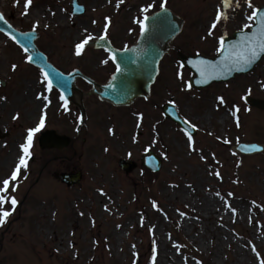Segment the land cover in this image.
Returning a JSON list of instances; mask_svg holds the SVG:
<instances>
[{
    "label": "rangeland",
    "instance_id": "obj_1",
    "mask_svg": "<svg viewBox=\"0 0 264 264\" xmlns=\"http://www.w3.org/2000/svg\"><path fill=\"white\" fill-rule=\"evenodd\" d=\"M153 2L160 6L163 0H125L119 9L115 7L116 0H80L86 12L75 17L70 13V0H33L28 16L21 14L24 0H20V5L16 0H0V12L22 31L31 30L39 20L36 43L63 72L74 67L103 80L111 70L110 61L107 65L101 63L108 58L105 52L90 47L82 57L73 53L83 29L88 28L98 37L104 17L109 16L112 23L108 37L118 47L128 45L140 31L134 23L142 18L140 7ZM253 3L260 6L264 0ZM218 4L220 0H167V7L184 19L182 32L172 45L190 54L197 51L205 55L208 50H215L217 36L203 37ZM227 12L229 19L221 22L215 32L237 28L250 10L242 5ZM93 20L97 21L95 25ZM12 64L18 65L15 72ZM189 76L177 64L172 50L161 61L147 100L138 99L129 107L115 108L94 96L86 97V118L78 131L77 109L68 104L65 111L54 88L51 94L45 93L52 103L46 109L42 130L54 128L72 137L73 144L60 151L41 150L38 133L34 136L28 170H22L19 188L13 193L19 203L0 226V264H151L153 236L149 228L153 226L156 264H183L185 256L188 264H196L194 256H200L205 264H259L249 242L264 258V151L247 156L231 151L230 145L237 138L264 143V110L251 108L241 99L244 95L264 99V87L259 83L264 81V60L253 73L201 90H185ZM40 78L39 70L26 63L23 50L0 33V98H6L0 99V133H7L0 138V178L10 175L26 129L38 123L45 103L35 99L44 91ZM77 84L85 91L89 89L80 79ZM221 95L226 106L217 110L216 97ZM168 102L183 119L197 126L193 138L207 162L200 159L199 152H189L181 128L163 117L161 106ZM233 105L240 108V127L229 112ZM17 112L20 118L13 120ZM222 114L223 122L219 120ZM110 128L115 135L109 132ZM134 136L137 142H133ZM224 139L230 143L224 144ZM105 148L109 150L106 152ZM148 150L162 161L154 176L139 161ZM119 159L134 161L137 166L125 173L118 166ZM209 169H218L223 180L209 175ZM78 170L81 180L71 186L54 176V172ZM98 189L106 195H100ZM217 191L237 209L235 217L225 211L222 200L215 196ZM228 192L233 197H228ZM153 200L161 211L151 206ZM252 201L261 207H253ZM105 205L110 211H105ZM5 208L10 210L11 206ZM177 209L186 216L181 217ZM181 241L187 247L177 253L172 244Z\"/></svg>",
    "mask_w": 264,
    "mask_h": 264
},
{
    "label": "snow or ice",
    "instance_id": "obj_2",
    "mask_svg": "<svg viewBox=\"0 0 264 264\" xmlns=\"http://www.w3.org/2000/svg\"><path fill=\"white\" fill-rule=\"evenodd\" d=\"M109 3H111V0H109ZM125 3V0H116V9H119L122 4ZM16 4L20 5V0H16ZM33 4V0H24V3L22 5L23 16L29 15V8ZM242 5H246L247 9L250 10L249 14H246L244 16V22L239 28V39L234 40L230 43H226L225 37L227 33H223L217 37V46H216V53L219 55V60L211 61L207 59H198L192 62V67L196 69V71L199 73L200 79L196 81L198 84H208L210 81L215 79H220L222 77L226 78L227 76L231 75L234 71L237 72H243L246 71L248 68H250L257 60L260 59L262 55H264V9H262L259 6L254 5L253 0H220V4L216 6L215 16L210 22L209 28L207 30V35L203 37V39H207L208 37L213 36L214 32L216 31L218 25L221 24L222 21H227L229 19L228 16V9L232 10H238L242 7ZM79 7V6H77ZM156 7L155 3H146L145 5L141 6L139 11L141 13L142 18H137L134 20V23L139 25L140 34L142 37H145L146 34L149 31V21H151L154 25H161L166 24L170 30H174L173 24L171 19L168 17L167 12V0H163V2L160 4L161 12L156 14L155 16L150 17L148 13ZM80 11H84L83 8L79 9ZM52 15H55V13H52ZM105 23L103 24V30L102 34H100L98 37L94 36L88 28H84L82 33L80 34V37L78 39V42L74 44L73 53L76 57H82L86 54L87 49L90 47H101L100 41L107 43L108 42V34H109V28L111 26V17L105 16L104 17ZM0 22H3L5 25H7L8 29H12V25L5 19V16L3 13H0ZM97 23L96 20L92 21V24L95 25ZM40 26L39 20H36L33 25L31 32L20 33V37L22 39H18L17 36L12 35L11 31H5L4 28H0V33H4L5 36H7L10 40L15 42L19 45V47L23 50L25 53V60L26 63L32 64L37 63L39 66V72H40V80L39 83L43 85L44 91L38 93L35 97L36 100H43L45 103L43 105V108L41 109V114L38 117V123L35 125V127H31L26 129V135L24 137V142L19 144V152L20 154L17 157V162L14 166V168L11 170L10 175L0 178V226H3L9 216L12 215V212L16 210V207L19 203L16 196L13 195V193L17 192L21 177H22V170L24 173L27 172L29 167V160L32 158V146H33V140L34 136L39 133L44 127L46 123V109L49 107V105L52 103L51 99L49 98V95H46L45 93L51 94L53 91L54 86H58L61 91L59 95L60 101H62L61 107L68 111V98L64 94V90H66L69 87V81L65 78L64 74L56 71L55 69H52V73L50 75L49 71H46V68H51V65L47 63V58L41 54L40 52L36 51L33 48H29L28 44H30V38L36 34V31L38 27ZM45 27H48V25H45ZM131 31V30H130ZM104 51L108 53V58L101 61L102 64L107 65L109 61H111L113 64H115V71L118 74H132L136 71L133 65L137 63L136 59H134L131 55L128 53L131 51L133 53L139 54L143 51L141 49H129L127 46L124 47L123 53L124 55L120 56L119 62H117V51L113 50L111 48H104ZM197 56H199V53H197ZM152 64L155 63V60L153 59ZM123 65V67H122ZM144 69L151 72L153 69L151 67V64L145 63L143 65ZM18 68V65L12 64L11 70L15 72ZM178 78L181 80L183 79V76L181 73H177ZM117 76L113 75L112 80H116ZM53 80H55L56 84L54 85ZM124 82L122 81V84ZM261 87H264V81L259 82ZM108 88H112L113 85L110 83L107 85ZM192 83L191 82H185V90H191ZM249 93L251 92V89L248 90ZM121 94H125V88H121ZM0 99H6V98H0ZM145 100L148 99V97H144ZM241 99L246 100L247 97H241ZM216 104H217V110L219 106H226V100L223 95L216 97ZM240 111V108L236 105H233L232 109H229L230 114L233 117H236V126L240 127L239 118L237 116V113ZM20 118V113L17 112L12 116L13 120H18ZM81 123H83V117H78ZM139 120H143V115H139ZM181 123L184 125V127L181 129L184 135L186 136L187 140V146L190 153H200V159L202 161L207 162V158L202 154V150H198L196 148V141L193 138V133L197 131V126L195 124H192L187 119H184L181 121ZM140 124H137V127H139ZM109 132L113 135H115V132L113 129H109ZM208 135H212V133H208ZM217 140H220V137H216ZM133 142H137L136 137H133ZM155 142V141H154ZM224 144H229L230 141L228 139H224L222 141ZM237 143H239V138H237ZM240 148L244 152H256L258 151V146L255 144L251 145H240ZM106 152L109 150L107 148L104 149ZM235 154V153H233ZM164 159H167V155H164ZM212 159L215 160L216 156L215 153H212ZM218 163V161H217ZM237 167H240V163H237ZM209 175H214L218 180H223V177L220 173V171L217 169L213 171L212 169H209L208 172ZM26 175L23 176V179H26ZM233 183H239L238 180H234ZM171 187H177V185H172ZM189 188L192 186L189 184ZM100 195H106L103 189H98ZM228 197H233L232 192H228L226 194ZM215 196L219 197L222 202L225 211L230 212L233 217L237 214V209L232 207L231 203L225 199L224 196L221 195L219 191L215 192ZM253 207H261L260 205H257L256 201L251 202ZM152 207L156 209L157 211H161L159 208L157 202L155 200L151 201ZM5 205H10V210L5 208ZM261 210L264 211V207H261ZM105 211H110L107 205H105ZM179 215L181 217H185L186 213L180 211ZM55 215V213L53 214ZM81 216L84 215L83 212L80 213ZM222 219V218H221ZM235 222V221H233ZM93 225H95V220L92 221ZM141 226H143V216H141L140 220ZM249 223H252L251 216L249 217ZM223 226V225H221ZM119 227V225H118ZM149 232L152 234V257H151V264H156V240L154 235V226L149 228ZM168 238L171 240V234H169ZM251 251L255 254L257 257L259 264H264V258H261V254L259 251H257L256 245L251 244L249 242ZM135 248V245L132 246ZM172 247L176 249L177 253H180L181 248L187 247V245L179 244L176 242H173ZM135 255V253H134ZM183 264H188V257H183ZM196 264H202L200 261H196Z\"/></svg>",
    "mask_w": 264,
    "mask_h": 264
},
{
    "label": "water",
    "instance_id": "obj_3",
    "mask_svg": "<svg viewBox=\"0 0 264 264\" xmlns=\"http://www.w3.org/2000/svg\"><path fill=\"white\" fill-rule=\"evenodd\" d=\"M79 6V7H77ZM71 8H72V14L77 16L80 14H83L85 12L84 5L79 3V0H71ZM83 8L84 11H80L79 9ZM170 8V7H169ZM169 8H167L168 17L171 19L174 30H170L166 24H161L159 26L154 25L151 21H149L148 27L149 31L146 34L145 37H142L141 34H139L137 40L128 48L131 49H141L143 50L139 56L137 53L129 52L128 54L131 55L134 59H136L137 63L133 65L136 69L135 72L132 74H118L116 71H114L110 78L105 83H97L90 77H87L83 73H81L78 69H74L69 74H64L65 78L70 82L69 87L64 90V94L67 96L68 101L75 105L79 110V117L85 116V108L83 105V99L85 96L95 95L99 100L109 103L113 106H128L134 102L135 99L138 97H148L150 93V87L154 83L155 78L158 74V65L162 57L168 52L170 48V43L172 40L180 33L182 25H183V19L180 18L178 15H176L173 11H171ZM262 9H264V5L261 6ZM161 9L158 11L153 12L149 16H155L156 14L160 13ZM0 28H4L5 31H11L12 35L17 36L18 39H22L20 37L21 31L17 30L12 26V29H8L7 25H5L3 22H0ZM31 31H26L25 33H28ZM239 31L233 32L230 36L225 37L226 43H230L234 40L239 39ZM39 34L36 32L34 36L30 38V44L26 45L30 49L34 47V49L41 54H43L46 58L47 56L42 53L38 47L35 44V40L38 38ZM101 47H93L96 49H104V48H111L113 50L117 51V62H119L120 56L124 55L123 50L116 49L110 41L108 40L107 43L100 41ZM207 59L211 61L219 60V55L216 54L214 57H205L199 54V56L196 55H186L179 51H177V61L180 65L186 67L190 73L191 77L188 79V82L192 83V88L195 89H202L207 86H209L212 83L216 82H225L230 79H233L236 75L240 74H247L250 73L254 67L261 62V60L264 58V55L260 57L259 60H257L250 68H248L246 71L243 72H237L234 71L231 75L227 76L226 78L222 77L220 79H215L210 81L208 84H198L196 83L197 80L200 79L199 73L196 71L195 68L192 67V62L198 59ZM155 60V63L152 64V60ZM47 63L51 65V68H46V71H49L50 75L52 73V69H55L56 71H59L56 69L52 63H50L47 59ZM151 64L152 71L149 72L144 69L143 65ZM35 67L39 66L37 63H32ZM123 67V65H122ZM61 70V69H60ZM61 72V71H59ZM62 73V72H61ZM113 75L117 76L116 80H112ZM81 77L84 80H86L90 85L91 88L88 92H83L77 85H76V78ZM122 81L124 82L122 84ZM54 85L56 84L55 80H53ZM112 84L113 87L110 89L107 87V85ZM59 92L61 89L58 86H54ZM125 88V94H121V88ZM84 90V89H83ZM247 99L244 100L247 104L257 107L259 109L264 110V100H259L256 98H252L249 96H246ZM162 113L164 116L176 123H178L182 128L184 125L181 123L182 119L179 117V115L176 112V109L171 104H165L162 106ZM195 134V132L193 133ZM71 142V138L65 134H58L54 129H47L45 131H42L38 137V144L41 149H57L61 150L65 147H67ZM255 144L258 146V151L256 152H244L241 150L240 145H251ZM264 149V144L259 143H245L241 142L236 145H233L231 147V150L242 153V154H255L258 152H261ZM119 166L122 170L125 172H129L133 170L136 167V164L133 161H127V160H119ZM141 164L149 168L151 171L156 172L161 167V160L155 155L153 152L149 151L147 153H144L141 156ZM54 176L56 178H60L62 182H64L66 185L71 186L74 184H77L81 180V171H76L74 173H68V172H55Z\"/></svg>",
    "mask_w": 264,
    "mask_h": 264
},
{
    "label": "trees",
    "instance_id": "obj_4",
    "mask_svg": "<svg viewBox=\"0 0 264 264\" xmlns=\"http://www.w3.org/2000/svg\"><path fill=\"white\" fill-rule=\"evenodd\" d=\"M160 7L159 6H156L152 11H154V10H156V9H159ZM171 223L173 224V222L171 221ZM181 244H183L184 245V243L181 241ZM183 249V248H182ZM196 261H200V262H202V264H205L204 263V261L201 259V257L200 256H194L193 257Z\"/></svg>",
    "mask_w": 264,
    "mask_h": 264
},
{
    "label": "flooded vegetation",
    "instance_id": "obj_5",
    "mask_svg": "<svg viewBox=\"0 0 264 264\" xmlns=\"http://www.w3.org/2000/svg\"><path fill=\"white\" fill-rule=\"evenodd\" d=\"M228 29H225V28H222V30L221 31H219V32H214V34H215V36H219V35H221V34H223L225 31H227ZM217 37L216 38H214L215 40H217ZM212 49V48H211Z\"/></svg>",
    "mask_w": 264,
    "mask_h": 264
},
{
    "label": "bare ground",
    "instance_id": "obj_6",
    "mask_svg": "<svg viewBox=\"0 0 264 264\" xmlns=\"http://www.w3.org/2000/svg\"><path fill=\"white\" fill-rule=\"evenodd\" d=\"M206 118L209 119V117H206ZM219 120L223 122V121L225 120V115L222 114V115L220 116V119H219ZM160 263H161V261H160ZM169 264H174V263H173L172 261H170Z\"/></svg>",
    "mask_w": 264,
    "mask_h": 264
}]
</instances>
